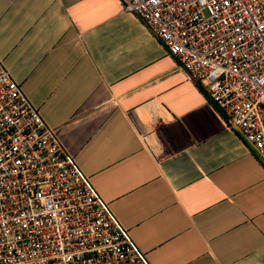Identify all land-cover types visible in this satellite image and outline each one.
Wrapping results in <instances>:
<instances>
[{
  "label": "crops",
  "instance_id": "0c3cea01",
  "mask_svg": "<svg viewBox=\"0 0 264 264\" xmlns=\"http://www.w3.org/2000/svg\"><path fill=\"white\" fill-rule=\"evenodd\" d=\"M0 61L151 264H264V160L118 0H0Z\"/></svg>",
  "mask_w": 264,
  "mask_h": 264
},
{
  "label": "built area",
  "instance_id": "2783aa9c",
  "mask_svg": "<svg viewBox=\"0 0 264 264\" xmlns=\"http://www.w3.org/2000/svg\"><path fill=\"white\" fill-rule=\"evenodd\" d=\"M264 160V0H118ZM0 264H151L0 61Z\"/></svg>",
  "mask_w": 264,
  "mask_h": 264
}]
</instances>
